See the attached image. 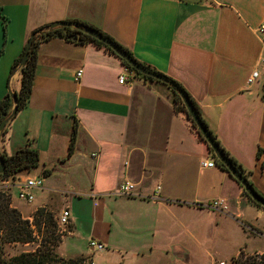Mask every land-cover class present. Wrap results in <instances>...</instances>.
<instances>
[{
	"label": "crops",
	"instance_id": "obj_1",
	"mask_svg": "<svg viewBox=\"0 0 264 264\" xmlns=\"http://www.w3.org/2000/svg\"><path fill=\"white\" fill-rule=\"evenodd\" d=\"M66 20L96 27L179 82L264 193V38L256 31L264 0H0V99L20 89L21 71L12 65L31 33ZM254 69L260 74L248 84ZM126 70L119 56L92 42H42L29 103L0 138V152L28 145L39 165L33 174L0 178V186L16 193L14 207L29 218L18 192L27 177L43 176L33 206L69 207L71 230L60 244L68 258L95 252L89 240L96 239L123 245L124 253H106L105 264H166L205 252L213 259L224 250L207 244L211 228L224 220L244 228L263 210L218 164L201 166L210 148L176 111L171 89L136 74L121 83ZM124 180L135 183V195L116 193ZM216 199L226 209L211 208Z\"/></svg>",
	"mask_w": 264,
	"mask_h": 264
},
{
	"label": "trees",
	"instance_id": "obj_2",
	"mask_svg": "<svg viewBox=\"0 0 264 264\" xmlns=\"http://www.w3.org/2000/svg\"><path fill=\"white\" fill-rule=\"evenodd\" d=\"M43 28H44V26L40 27L38 29H35L30 35V37L32 35H34L33 39H32L31 46H30V54L28 56L27 61L25 62V64L20 69V71H21L20 89L18 92H16L17 98H18V111L21 110L22 108L26 107L29 103L30 95H31L32 88L34 85L35 65L37 62V51H38L39 45L42 42H44L45 40L52 38V37H55V36H59V37L66 39L67 41H71V42H80V43L92 42L98 46L105 47L107 50L114 53L110 47H108L107 45H105L104 43L99 41L98 39L92 37L91 35H89L87 33L78 31L76 29H73L70 27H58V28H55L51 31H44L43 32L42 31ZM94 28L97 29L96 27H94ZM97 30H99V29H97ZM99 31L102 32L101 30H99ZM102 33H104V32H102ZM74 34H77V38H75V39L73 38ZM104 34L107 35L108 37H110L111 39H113L114 41H116L110 35H108L106 33H104ZM116 42L118 44H120L118 41H116ZM120 45L129 54L134 56L133 53L128 48L124 47L122 44H120ZM24 51H25V48L20 53L18 58H16V60L14 61L13 65H12V70L19 64V61L21 60V58L24 54ZM119 58L124 63V65L127 68L133 70L136 75L141 76V77L148 79V80L158 81L156 79L151 78L150 76H146L144 74H141L140 72H138L134 68H132L127 63V61H125L123 58H121V57H119ZM158 82H160V81H158ZM168 87L173 92V101H174V106H175L176 111H181V112L186 113L188 119L192 123V126L195 127V124H194L192 118L187 114L186 107H185L180 95L175 92L173 87H171V86H168ZM187 93H188V91H187ZM189 96H190L192 102L194 103L196 109L198 110L200 116L202 117L203 121L205 122L207 127L210 129L206 120L203 118V115L201 113L200 107L198 106L197 102L192 98V96L190 94H189ZM12 104L13 103H12V98L10 96V93H7L3 98L0 99V122L10 112V110L12 109ZM6 130H7V126L2 130V132L0 134L1 140L5 139ZM210 131L212 132L215 139L220 143L221 147L223 148V150L225 151L227 156L230 158V160L234 163V165H236L242 171L243 175L249 180L250 184L254 187V189L257 191V193L260 196L264 197V193L257 189V187L255 186V184L253 183V181L250 177L252 172L250 170L246 169L245 167H243L242 164L239 163L238 160L234 156H232L230 154V152L222 145V143L218 139L217 135L211 129H210ZM197 132H198V130H197ZM201 138L205 141V139L202 136H201ZM72 143H73V140H72ZM71 146H72V144L70 145V147ZM210 151H211V155L216 159L217 164L223 170H226L227 172H229L228 169L226 168V166L217 160V158L215 157V155L211 149H210ZM259 153H260V151L258 150V154ZM1 155L4 158V161L6 164L5 171L3 173H0V178H2V179H8L10 177L15 178L19 174L29 172L32 169L36 168L39 165V161H40L38 151L36 149L28 146V145L25 147L19 148L15 153H13L11 155L6 154L5 152H1ZM240 186L243 189V194L246 197H248V199L253 204H255L258 207L264 208L261 204L255 202L249 196V194L245 191L244 187L241 184H240ZM4 192H5L4 190H0V200L1 201L4 199V198H2ZM5 194H9V193L5 192ZM0 220L7 227L8 231H9L8 241L31 242L34 240L33 239L34 238L33 237V230L31 229V227H25L24 224H27L26 220L23 219L20 211L16 207L10 206V203L7 202V204L6 203L0 204ZM70 228H71V226H70ZM84 260H85V257H79L76 259H74V258L64 259L62 257H58V255L53 251H45L42 248H38L34 252H24V253L20 254L19 256L13 257L9 264H57V263L58 264H83ZM233 264H264V253L257 255L249 263H245L243 261L236 260V261H233Z\"/></svg>",
	"mask_w": 264,
	"mask_h": 264
},
{
	"label": "rangeland",
	"instance_id": "obj_3",
	"mask_svg": "<svg viewBox=\"0 0 264 264\" xmlns=\"http://www.w3.org/2000/svg\"><path fill=\"white\" fill-rule=\"evenodd\" d=\"M163 85L168 87V85L164 83ZM29 174H33V170H31ZM0 190H4L6 193H9H3L2 198L4 199L2 201L0 200V204H7L8 202L10 203L11 207H14V200L12 197L15 195L14 197L16 198V193L14 194V191L12 192L9 186H0ZM39 195V192H37V198L35 197L33 203L23 202L22 209L24 210L25 214L30 215L29 218L24 217L20 212L23 219L27 222V224H24L25 227H31L33 230V241H8L9 231L0 220V229L3 233L2 239L0 241V264H9L13 257L19 256L24 252H34L38 248H42L45 251H53L58 255V257H62L64 259H71L67 257L68 253L65 252V249L60 246L61 242L65 239L66 235L71 229L70 225L64 227L65 231H63L61 228L62 233L58 232L59 227L57 226L56 221L62 211V206L58 205L57 201H55L45 207H39L35 209L33 204H37ZM245 199L255 210H263V216L261 218V215L259 216L257 214L256 218L253 220L255 224L244 222V228H240L238 225H233L230 220H224V223L220 224V229H216L215 232L214 229L211 228V242L207 244L212 245L214 242H216L220 247H222V249H220L224 250V252L218 255L214 253V248L208 247L210 252L214 253V256L218 258L214 257L212 259V257H209V255H207L205 252L202 253V257L197 259L187 257L185 260L180 261L173 257H169L168 260L165 258L167 260L166 264H220V262H224V264H233V261L236 260L249 263L254 257L264 253V208L256 206L246 196ZM116 241L117 240H115V242ZM239 244L242 245L239 247V249H237L234 255L230 257L229 255H226L231 250H234ZM104 246L105 251L89 252L87 256H77L74 257V259L85 257L83 264H86V261L90 260V258L94 261V264H105L106 262H104V260H106V253H108L109 250H113V248H122L121 252H125L122 247V243L119 241H117L113 247H107L106 245Z\"/></svg>",
	"mask_w": 264,
	"mask_h": 264
},
{
	"label": "water",
	"instance_id": "obj_4",
	"mask_svg": "<svg viewBox=\"0 0 264 264\" xmlns=\"http://www.w3.org/2000/svg\"><path fill=\"white\" fill-rule=\"evenodd\" d=\"M58 27H70L73 29H76L78 31L87 33L91 35L92 37L98 39L108 47H110L113 52L123 58L127 63L134 68L136 71L140 72L141 74H144L146 76H150L153 79H156L162 83L167 84L168 86H171L174 88L175 92L180 95L182 98V101L186 107L187 114L192 118L196 129L198 130L199 134L205 139L206 143L208 144L209 148L213 151L215 157L217 160L221 163H223L228 171L230 172L231 176L234 177L245 189V191L249 194V196L257 203L261 204L264 207V197L260 196L257 191L254 189V187L250 184L249 180L243 175L242 171L234 165V163L230 160V158L227 156L223 148L221 147L220 143L215 139L210 129L207 127L205 122L203 121L202 117L200 116L198 110L196 109L194 103L192 102L189 94L184 89L180 83L172 79L171 77L156 71L155 69L145 65L144 63L137 60L134 56L129 54L120 44H118L116 41L105 35L104 33L100 32L99 30L95 29L94 27L78 22V21H57L54 23H51L49 25L44 26L42 31H51ZM32 35L27 42V45L25 47L24 54L19 61V64L14 68V70H19L21 67L25 64V62L28 59V56L30 54V46L33 39ZM73 38H77V34L73 35ZM10 96L12 98V109L10 112L6 115V117L0 122V134L2 130L6 127V125L10 122V120L13 119V117L16 115L18 111V98L17 93L15 91H10ZM6 164L4 161V158L1 155L0 152V173H3L5 171Z\"/></svg>",
	"mask_w": 264,
	"mask_h": 264
},
{
	"label": "built area",
	"instance_id": "obj_5",
	"mask_svg": "<svg viewBox=\"0 0 264 264\" xmlns=\"http://www.w3.org/2000/svg\"><path fill=\"white\" fill-rule=\"evenodd\" d=\"M256 31L262 38H264V23H261L260 25H258L256 27ZM260 62L264 63V57L261 58ZM126 71H128L129 75H125V74L120 75L119 81L121 83H124L128 81L130 78H133L135 76V72L133 70L127 68ZM82 72H83L82 69L78 70L77 75H76L77 80L80 79ZM259 74H260L259 70L254 69L249 75L247 79V83L252 84L258 78ZM216 165H217V161L213 156L208 157L207 159L201 161V166L204 168H211ZM43 181H44V178L42 175L27 177L24 180L22 187L18 192V198L27 203H32L35 198L34 190L36 188H41L43 185ZM135 190H136V185L134 182L129 181V180H124L118 185L116 189V193L121 194V195L131 196V195H135ZM210 207L216 210H224L226 209L227 206L224 203L223 199H216L210 203ZM56 222H57V226L59 227L58 229L59 233H62V230L65 231L64 227L71 225V214H70L69 207H65L64 209H62ZM2 236H3V233H2V230L0 229V241L2 239ZM89 246L91 247L92 250H96V251H101L105 248L104 244L96 239H90ZM86 264H94V263H93V260L90 259L86 261ZM220 264H224V262H220Z\"/></svg>",
	"mask_w": 264,
	"mask_h": 264
}]
</instances>
